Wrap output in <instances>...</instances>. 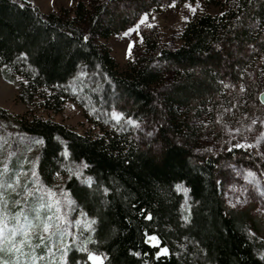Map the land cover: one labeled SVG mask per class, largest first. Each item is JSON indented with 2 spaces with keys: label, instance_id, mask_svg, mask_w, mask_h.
I'll return each mask as SVG.
<instances>
[{
  "label": "trees",
  "instance_id": "trees-1",
  "mask_svg": "<svg viewBox=\"0 0 264 264\" xmlns=\"http://www.w3.org/2000/svg\"><path fill=\"white\" fill-rule=\"evenodd\" d=\"M172 1L76 0L45 14L26 0H0V72L27 106L17 123L41 140V181L65 176V189L93 220L89 249L105 264H264L263 242L244 215L226 209L217 159L193 153L202 137L221 142L223 125L246 124L264 110V0H203L217 12L196 11L177 47L147 26L121 67L107 39ZM70 99L92 110L94 134L43 115ZM148 120L163 144L159 159L131 125ZM249 145L228 141L226 149ZM75 162L89 181L67 171ZM179 183L191 197L186 216Z\"/></svg>",
  "mask_w": 264,
  "mask_h": 264
},
{
  "label": "rangeland",
  "instance_id": "rangeland-1",
  "mask_svg": "<svg viewBox=\"0 0 264 264\" xmlns=\"http://www.w3.org/2000/svg\"><path fill=\"white\" fill-rule=\"evenodd\" d=\"M36 6L41 12L49 13L59 6L71 7L76 0H26ZM203 0H174L166 3L161 9L149 14H142L139 20L118 34L107 39L112 56L122 67L128 60L135 45L142 43L141 31L147 27H154L160 34L162 42L172 47L180 44L178 34L186 21L196 11L217 12L214 5L205 6ZM71 5H67L68 3ZM9 76V75H8ZM74 89L73 81L67 84ZM17 85L14 80L0 72V109L4 110L6 117H0V185H12V188L0 189V213L5 214L9 227L16 225L13 219L22 209L32 219L35 213L32 209H40V204L47 201L40 200L41 194L54 193L51 202L59 201L64 225L62 234L48 239V233L43 243L39 240L40 229L32 233V248L25 246V255L19 257V264H70V254L75 253L72 264H105V255L94 253L89 249L92 240L93 220L78 207L74 199L64 187L66 177H60L51 186L45 185L38 176L37 163L41 140L22 131L16 118L27 111V106L17 99ZM264 108V107H263ZM76 100H67L64 108L58 113H44L53 120L74 128L79 133L94 134L97 130L94 125L87 122L86 113ZM9 114V115H8ZM115 119L121 118L117 111L112 112ZM126 120V119H125ZM136 128L137 138L142 146L147 148L157 159L161 157L163 144L152 120L131 123ZM109 128V126H106ZM221 142H212L208 137L193 149L196 157L213 155L217 159V183L229 212L242 216L250 235L263 242L264 253V110H259L246 124L223 125ZM201 140V139H200ZM228 141L237 144L241 141L250 143L248 148H241L228 153ZM83 162L72 163L67 171L79 180L89 181L90 177L84 171ZM6 169V171H5ZM251 173L252 175H249ZM14 189V190H13ZM40 192L35 197L29 193ZM183 196L181 210L186 216L191 206V197L183 183L176 186ZM40 210L41 218L49 215ZM242 214V215H241ZM23 222V217H21ZM55 231V228L52 229ZM20 237H17L19 240ZM8 245L0 248V264H15L17 255L7 251ZM86 249V251L84 250ZM99 257V260L89 259L90 255ZM84 255V257H79ZM148 264V263H144Z\"/></svg>",
  "mask_w": 264,
  "mask_h": 264
},
{
  "label": "snow or ice",
  "instance_id": "snow-or-ice-1",
  "mask_svg": "<svg viewBox=\"0 0 264 264\" xmlns=\"http://www.w3.org/2000/svg\"><path fill=\"white\" fill-rule=\"evenodd\" d=\"M119 119V117H117ZM239 147H245L244 145H239ZM6 171V169H5ZM249 175H252L249 173ZM3 187L12 188V185H0V189ZM14 190V189H13ZM40 192V189L36 190V193H29V195L35 197L37 193ZM45 195L48 197V200L40 204V209H32V212L35 213L32 219H29V216L25 214L22 209L13 219L16 220V225L9 227L5 214L0 213V248H3L4 245H8L7 251L14 252L17 255V261L15 264H19V257L25 255L23 249L25 246L32 248V233L34 229H40L41 233L39 234V240L43 243L45 237L42 233H48V239L51 240L53 236H59L62 234V229L64 225L63 216L61 215L60 202L55 201L51 202V198L55 195L54 193L41 194L39 197L40 200H44ZM40 210H45L48 213H51L43 218L40 216ZM21 217H23V222H21ZM55 228V231L52 229ZM17 237H20L17 240ZM149 240H156L155 237H149ZM86 251V249H84ZM166 251V250H165ZM89 259L93 261L99 260V257H96L94 254L89 256ZM33 264L35 258H32ZM7 264V262H4Z\"/></svg>",
  "mask_w": 264,
  "mask_h": 264
},
{
  "label": "water",
  "instance_id": "water-1",
  "mask_svg": "<svg viewBox=\"0 0 264 264\" xmlns=\"http://www.w3.org/2000/svg\"><path fill=\"white\" fill-rule=\"evenodd\" d=\"M260 101L264 104V92L260 95ZM148 242H150V240H147Z\"/></svg>",
  "mask_w": 264,
  "mask_h": 264
},
{
  "label": "crops",
  "instance_id": "crops-1",
  "mask_svg": "<svg viewBox=\"0 0 264 264\" xmlns=\"http://www.w3.org/2000/svg\"><path fill=\"white\" fill-rule=\"evenodd\" d=\"M67 5H71V3L69 2Z\"/></svg>",
  "mask_w": 264,
  "mask_h": 264
}]
</instances>
